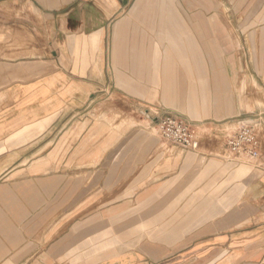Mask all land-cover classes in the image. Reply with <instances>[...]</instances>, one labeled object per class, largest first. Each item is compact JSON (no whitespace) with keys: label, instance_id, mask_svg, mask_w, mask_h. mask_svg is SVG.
I'll return each instance as SVG.
<instances>
[{"label":"crops","instance_id":"crops-1","mask_svg":"<svg viewBox=\"0 0 264 264\" xmlns=\"http://www.w3.org/2000/svg\"><path fill=\"white\" fill-rule=\"evenodd\" d=\"M37 2L0 0V264H264V155L225 143L238 108L195 123L196 151L164 142L124 88L61 66Z\"/></svg>","mask_w":264,"mask_h":264},{"label":"rangeland","instance_id":"rangeland-1","mask_svg":"<svg viewBox=\"0 0 264 264\" xmlns=\"http://www.w3.org/2000/svg\"><path fill=\"white\" fill-rule=\"evenodd\" d=\"M37 4L43 43L55 21L59 47L68 46L67 52L57 50L61 66L74 65L77 76L108 84L109 96L124 88L127 117L140 114L153 127L151 118L167 112L194 123L227 122L232 105L241 119L257 124L264 155V0ZM235 119L230 132L238 126Z\"/></svg>","mask_w":264,"mask_h":264},{"label":"built area","instance_id":"built-area-1","mask_svg":"<svg viewBox=\"0 0 264 264\" xmlns=\"http://www.w3.org/2000/svg\"><path fill=\"white\" fill-rule=\"evenodd\" d=\"M155 123L158 134L164 142H170L182 149L196 151L200 147L201 138L197 125L173 113H157ZM228 151L234 159L257 161L262 156V142L257 124L242 122L240 126L226 135Z\"/></svg>","mask_w":264,"mask_h":264}]
</instances>
